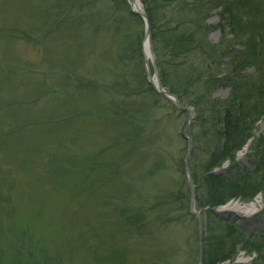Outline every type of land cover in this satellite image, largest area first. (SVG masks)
<instances>
[{
    "label": "trees",
    "instance_id": "trees-1",
    "mask_svg": "<svg viewBox=\"0 0 264 264\" xmlns=\"http://www.w3.org/2000/svg\"><path fill=\"white\" fill-rule=\"evenodd\" d=\"M100 1L103 0H0L1 15L6 12V16L12 18L5 20L3 16L0 21V42L6 44L21 39L36 47L43 46L46 41L53 43L52 58L45 64L49 85L43 86L38 81L34 88L36 101L49 95L53 98L50 119H46L53 124L46 130L47 139L43 137V145L52 142L49 148L52 162L41 172L50 179L52 176L57 183L56 175L60 180L57 187L66 190V186H62L66 178L79 179L82 176L83 183L84 177L94 178L96 176L91 177L92 174L99 175L104 171L102 179L110 168L103 182L116 186L117 191L119 189V193L113 194L116 200L109 199L115 201L116 210L120 208L117 216L120 214L121 225L134 234H140L144 228L145 233L150 234L151 226L148 225L158 221L162 214L157 219H147L146 210L133 205L132 199L136 196L128 186L131 165L133 162L135 166L144 164L147 175L151 176L175 161L185 175L184 155L177 158L171 149L175 145L173 126L167 127L166 121L165 125L162 122L156 125V119L154 125L147 118L161 101L175 109L179 120L188 112L178 109L149 83L142 64L145 24L142 18L132 13L127 0H112L115 3L114 16L107 17L100 9L79 12L84 7L95 8ZM18 2H23V6L20 7ZM141 2L150 19L161 82L184 105L196 111V120L204 124L202 137L208 143V156L204 163H200L201 170H197V160L190 159L189 162L196 185V208L201 211L202 220L204 218V224L201 222L205 229L201 249L199 226L196 225L194 233L185 235L188 237L183 242L176 239L178 236L171 240L173 246L164 250V256L161 255L163 250L149 253L144 264H167L175 254V248L183 257L181 264H196L201 251L203 264L234 261L241 250L247 256L255 255V264H264V233L254 235L244 228L222 222L224 219L214 213L231 200L248 202L264 193V131L258 132V123L264 121V0H216L212 6L209 0ZM175 6L185 12L183 18L172 12ZM214 9H220V21L215 27L222 31L219 44H213L207 38L211 26L206 20ZM190 15L192 20H186ZM250 67H254V73L246 74L245 70ZM224 86H231V97L228 100L215 99L213 91ZM170 118L174 117L167 116L168 120ZM89 120L97 121L101 126L109 125V131L115 135L111 140L113 147H110L119 153L118 161L112 163L109 156L103 155L101 163L98 156L93 159L82 153L79 158L67 153L69 145L75 148V140L71 137L75 128ZM33 123L38 120L29 125ZM207 123L209 130L205 126ZM159 124L166 130L150 131L151 126L158 127ZM212 127L218 140L214 147L209 145L211 138L208 137ZM77 132L81 137L84 134V131ZM256 135L258 146L251 169H231L225 175L216 172L226 161L234 164L237 152ZM179 136L185 141L182 134ZM102 149L100 156L108 148ZM84 160L91 162L87 174ZM98 162L101 163L99 166ZM116 168L121 175L111 174ZM129 169L130 172L126 173ZM72 170L78 173H72ZM49 178L45 181L38 179V187L55 185ZM152 189L155 191L153 209L158 207L168 213L175 207L178 218L191 214V196L188 197L184 190L165 189L158 182ZM167 207L171 208L167 210ZM41 209L42 205L33 216H43ZM61 217L62 214L58 216V222ZM179 222L183 223L184 218ZM17 226L13 225L14 230ZM78 226L82 228V223L61 225L62 234H68L69 228L78 229ZM18 235L22 243L33 245L36 241L43 244L39 237H28L21 229L15 237ZM75 235L78 237L77 231ZM59 240L56 238L55 243ZM116 248L112 255L119 264L137 263V259L130 260L131 254L127 257L128 251ZM44 251H37L36 255L32 251L30 255L22 254L24 262L29 263L32 256L37 264H65L60 250L56 249L55 254L52 251V259Z\"/></svg>",
    "mask_w": 264,
    "mask_h": 264
},
{
    "label": "rangeland",
    "instance_id": "rangeland-1",
    "mask_svg": "<svg viewBox=\"0 0 264 264\" xmlns=\"http://www.w3.org/2000/svg\"><path fill=\"white\" fill-rule=\"evenodd\" d=\"M103 1L94 6L95 8L84 7L79 12L86 13L91 10L95 12L96 9H100L105 16H114L113 7L115 3L112 0ZM209 2L212 6L216 0H209ZM18 5L22 7L23 2H18ZM46 6L49 5L46 4ZM10 8L13 9L14 7ZM188 9L186 7L187 11ZM219 10L210 11L209 18L206 20V24L211 26L207 38L213 44H219L222 37V31L215 28L220 21ZM172 12L176 16L180 15V17L185 14L176 6L172 8ZM3 16L5 20L12 19L6 16V12ZM3 16L0 13V21ZM189 19L192 20V15L186 18V20ZM52 47L51 41H46L43 46L37 47L21 39H14L12 43L8 41L6 44L0 42V264H37L32 256H27L26 258L29 257L30 260L29 263H25L22 254L30 255V251H32L36 255L37 251L45 250L47 253L44 252L51 258L52 251L55 254L56 249L61 251L65 264H119L115 255H112L113 252L117 251L118 248L116 247L128 251L127 257L131 254V261L137 259L136 264H144L149 253L163 250L161 255L164 256V250L167 249L168 251V248L173 246L171 240L177 236L176 239L180 238V242H183V239L188 237L185 235L194 233L196 225L199 226L198 239L199 245L202 247V240L200 241V239L201 236H204L205 231L204 227L200 225L201 222L204 224L202 214H200L199 223L197 216L189 211L191 214L183 217L184 222L180 223L179 220L183 218H178L179 213L175 207L168 213L164 212L165 209L159 210L158 207L153 209L155 191L152 188L156 182L159 183V186L163 185L165 189H181L187 193L188 197L191 196L187 174L184 175L180 172L178 162L172 161L162 172L151 176L147 175L144 164L135 166L133 162L131 165L132 170L128 186L131 187V191L136 196L132 199L133 205L143 207L146 210L147 219L148 217L157 219L162 214L158 221H153L148 225L151 226L150 234L145 233V228L140 231V234H134L130 232L128 227L121 225L123 221L119 220L120 214L117 216L120 208L116 210L115 201L110 200H116L113 194L119 193V189L117 191L116 186L113 187L112 184L103 182L110 168L102 179L104 171L100 172L99 175L92 174L91 177L96 176L94 178L84 177L83 183L82 176H79V179L75 177L66 178L62 185L66 186V190L57 187L60 180L56 175L54 176L57 183L52 176L50 179L43 174V171L41 172V170H45L47 164L52 162L49 152L52 142H45L43 145L45 140L43 137L46 138V130L53 124L46 121V119H50L48 115L51 112L53 98L49 95L40 101H36L37 92L34 88L38 81L43 83V86L49 85L47 82L49 81V73L45 64L52 58ZM142 64L145 71L144 58ZM149 67L153 74L151 61ZM245 72L246 74L254 73V67L246 69ZM9 97L10 101H7ZM213 97L218 100H228L231 97V86L217 87L213 91ZM176 113L171 105L161 101L147 119L152 121L154 125L156 119V125L159 122L165 125L166 121L167 127L173 126L175 145L171 148L172 153L177 158L183 155L185 158L188 152V141L185 138V141H182L179 135H183L185 131V122L188 120L189 113H185L180 120L176 117ZM169 115L174 118L168 120L167 116ZM197 115L194 111L195 122L191 123L189 133L193 142V149L190 153L193 158L190 159L197 160V170H201L200 163H204L208 156V143L202 137L204 124L196 120ZM40 116L44 117L39 118ZM36 120L38 123L29 125ZM162 125L151 126L150 131H165L166 127L163 128ZM205 126L209 130L210 125L207 123ZM258 129L259 133L264 131V121L258 123ZM79 130L84 131L82 137L77 132ZM214 131V127H212V132L208 135L211 138L209 145L212 147L218 143ZM114 136L111 130L109 131V125L101 126L97 121H84L75 128V133L71 136L75 141L81 138L79 142H75L71 138L76 149L69 145L67 153L69 155L74 154L75 157L85 153L93 159L98 156L97 160L101 163L102 157L105 155L106 157L109 156L108 160L114 163L118 161L119 155L115 148H111L113 147L111 140ZM249 140L250 145L246 148L244 155L237 158L240 152L238 151L235 163H227L221 170L217 169V173L225 175L231 169L238 168V170L243 171L252 168L258 146L257 135ZM104 147L108 149L103 152L105 154L102 153L100 156L99 152ZM52 155L53 157L56 156L54 151ZM99 162L98 166L101 164ZM89 166H91V162L85 161L86 174ZM112 170L111 174L117 176L119 169ZM71 172L78 173L77 170ZM129 172L130 169L126 173ZM45 178H49L50 182H55V185H49L53 189L38 187V179L45 181ZM41 205L43 216H33V212H37ZM168 208L171 207L166 209L168 210ZM221 212L218 214L214 211L216 215H220L224 219L222 221H225L224 223L227 222L237 228H244L254 235L264 233V193L248 202L238 199L231 200ZM231 212L233 214H230ZM61 214L62 217L58 222L57 218ZM168 219H175V221L171 222ZM80 222L82 228L80 226L78 229L69 228L68 234H62L61 225L71 226V224L76 225ZM15 224L18 225L15 227L16 230L13 228ZM20 229L25 231L28 237H39V241H42L43 244L36 241H33V245L20 242L19 235L15 237V233H19ZM75 231H77L78 237L75 235ZM4 234L6 235L3 237ZM56 238L60 240L55 243ZM61 241L68 242L61 243ZM255 258V255L247 256L245 251L241 250L235 261H225L220 264H255L257 262ZM182 260L181 253H177L175 248V254L171 255L167 264H181Z\"/></svg>",
    "mask_w": 264,
    "mask_h": 264
},
{
    "label": "water",
    "instance_id": "water-1",
    "mask_svg": "<svg viewBox=\"0 0 264 264\" xmlns=\"http://www.w3.org/2000/svg\"><path fill=\"white\" fill-rule=\"evenodd\" d=\"M128 2H129V6H130V9H131L132 13H134L135 15L139 16L140 18H142V20L145 23V37H144V40H143V54H144L145 69H146V73H147V76H148L149 83L152 85L153 89L156 92L164 95L166 98H168L169 100L173 101L180 110L187 111V112L190 113V116L188 118L185 131H184V134H183L184 138L187 139V141H188V152H187L186 157H185V170H186V174H187L188 181H189L190 188H191L190 211H191L192 214H195L198 217L199 223H200V212L197 211L196 208H195V201H196L195 188H196V186H195L194 178H193L192 172L190 170V166H189V160H190V157H191L190 153H191L192 148H193L192 139H191L189 133H190V130H191V122L194 120V117H195L194 116V111H193L192 108L186 107L180 101V99L178 98V96L176 94L170 92L166 87L163 86V84L161 82V79H160L159 70H158V67H157V57H156V54H155L154 49H153L152 29H151L149 16L146 13L145 9L143 8V4H142V2L140 0H139V2L141 4L140 8H136V6L134 4V0H128ZM146 41L148 42V45L150 47L151 63H152V66H153V71H154L153 76H152V72H151V69L149 67V62H148V59H147L146 53H145L144 45H145ZM154 79H155V81H154ZM200 241H201V239H200ZM198 264H203L202 251L200 252Z\"/></svg>",
    "mask_w": 264,
    "mask_h": 264
},
{
    "label": "bare ground",
    "instance_id": "bare-ground-1",
    "mask_svg": "<svg viewBox=\"0 0 264 264\" xmlns=\"http://www.w3.org/2000/svg\"><path fill=\"white\" fill-rule=\"evenodd\" d=\"M134 4L136 6V8H140L141 4L139 2V0H134ZM144 48H145V53H146V57L148 59V62L151 60V52H150V47L148 45V42L146 41L145 42V45H144ZM155 81V79H154ZM250 145V140L245 144V146L240 150L239 154H238V157H241L242 155H244L245 151H246V148ZM258 200V199H256ZM254 202V201H253ZM225 207H221L220 209H224ZM230 214H233V212H231ZM232 216V215H230Z\"/></svg>",
    "mask_w": 264,
    "mask_h": 264
}]
</instances>
